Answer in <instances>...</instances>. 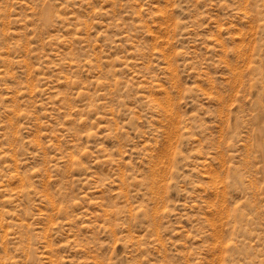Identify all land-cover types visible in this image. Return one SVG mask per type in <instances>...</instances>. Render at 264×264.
I'll list each match as a JSON object with an SVG mask.
<instances>
[{"label":"rangeland","instance_id":"obj_1","mask_svg":"<svg viewBox=\"0 0 264 264\" xmlns=\"http://www.w3.org/2000/svg\"><path fill=\"white\" fill-rule=\"evenodd\" d=\"M0 264H264V0H0Z\"/></svg>","mask_w":264,"mask_h":264}]
</instances>
